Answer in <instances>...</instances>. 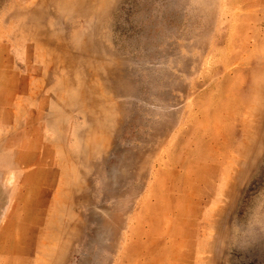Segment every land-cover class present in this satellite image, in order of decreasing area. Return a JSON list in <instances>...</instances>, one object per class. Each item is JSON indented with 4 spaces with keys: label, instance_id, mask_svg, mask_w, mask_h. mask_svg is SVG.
<instances>
[{
    "label": "rangeland",
    "instance_id": "1",
    "mask_svg": "<svg viewBox=\"0 0 264 264\" xmlns=\"http://www.w3.org/2000/svg\"><path fill=\"white\" fill-rule=\"evenodd\" d=\"M0 264H264V0H0Z\"/></svg>",
    "mask_w": 264,
    "mask_h": 264
}]
</instances>
